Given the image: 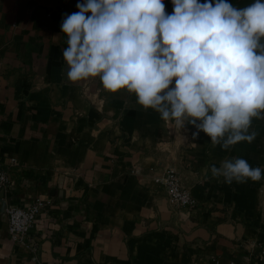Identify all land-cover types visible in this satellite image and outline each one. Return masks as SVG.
I'll list each match as a JSON object with an SVG mask.
<instances>
[{"label":"crops","instance_id":"crops-1","mask_svg":"<svg viewBox=\"0 0 264 264\" xmlns=\"http://www.w3.org/2000/svg\"><path fill=\"white\" fill-rule=\"evenodd\" d=\"M57 6L0 0V168L12 180L0 190V264H264V119H252L251 143L224 150L99 77L70 82L60 24L77 11L49 15ZM236 157L262 179L212 178ZM167 161L197 199L190 211H173L152 179ZM36 197L51 204L31 229L34 252L9 236L6 206Z\"/></svg>","mask_w":264,"mask_h":264},{"label":"clouds","instance_id":"clouds-1","mask_svg":"<svg viewBox=\"0 0 264 264\" xmlns=\"http://www.w3.org/2000/svg\"><path fill=\"white\" fill-rule=\"evenodd\" d=\"M172 3L168 14L164 0H78L79 11L60 24L67 79L99 77L105 90L135 94L163 121L191 123L193 138L203 131L213 147L251 143L252 119H264V0L243 8ZM210 171L228 185L262 179L261 167L239 157Z\"/></svg>","mask_w":264,"mask_h":264},{"label":"built area","instance_id":"built-area-1","mask_svg":"<svg viewBox=\"0 0 264 264\" xmlns=\"http://www.w3.org/2000/svg\"><path fill=\"white\" fill-rule=\"evenodd\" d=\"M65 8V5H58L55 9L52 7L48 14L52 15L55 10L64 11ZM12 160L15 162V157H12ZM158 169L153 173L152 179L163 187L171 209L176 213L192 210L197 205V199L190 187L184 183V177L178 166L173 161H167ZM135 171L138 172L137 169ZM11 183L9 173L0 168V190H8ZM50 204L51 200L36 197L27 205L15 203L7 205L8 234L11 239L36 252L37 243L32 238L31 229L38 214L46 211ZM260 257L264 259V248L260 251ZM216 264H219L218 259Z\"/></svg>","mask_w":264,"mask_h":264},{"label":"rangeland","instance_id":"rangeland-1","mask_svg":"<svg viewBox=\"0 0 264 264\" xmlns=\"http://www.w3.org/2000/svg\"><path fill=\"white\" fill-rule=\"evenodd\" d=\"M40 3H50V4H53V5H59V4H62V5H65L67 8H70L74 11H79V9L76 7L77 3H78V0H36ZM79 2H83V0H79ZM255 0H244L243 2L239 3L238 5H236L235 7L237 8H243L251 3H254ZM202 3V2H201ZM204 3V2H203ZM164 4H165V11L166 13L168 14H171L173 12V9H174V5L172 3V0H164ZM91 13H89L90 15Z\"/></svg>","mask_w":264,"mask_h":264},{"label":"trees","instance_id":"trees-1","mask_svg":"<svg viewBox=\"0 0 264 264\" xmlns=\"http://www.w3.org/2000/svg\"><path fill=\"white\" fill-rule=\"evenodd\" d=\"M244 0H229L230 3L233 4V6L238 5L239 3L243 2ZM200 2H206V0H200ZM215 2V0H213V3Z\"/></svg>","mask_w":264,"mask_h":264}]
</instances>
